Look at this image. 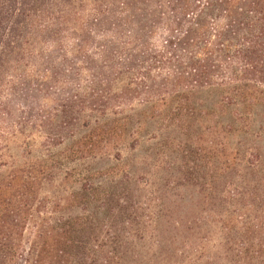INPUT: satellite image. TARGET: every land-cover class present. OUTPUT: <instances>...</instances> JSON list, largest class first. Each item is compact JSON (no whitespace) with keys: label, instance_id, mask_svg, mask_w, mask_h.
Listing matches in <instances>:
<instances>
[{"label":"trees","instance_id":"16d2710c","mask_svg":"<svg viewBox=\"0 0 264 264\" xmlns=\"http://www.w3.org/2000/svg\"><path fill=\"white\" fill-rule=\"evenodd\" d=\"M205 88L264 106V0H0V264H119L94 256L91 218L66 213L77 197L40 194L54 163L19 162L12 144L38 136L51 153L102 117L164 115Z\"/></svg>","mask_w":264,"mask_h":264},{"label":"rangeland","instance_id":"374dc122","mask_svg":"<svg viewBox=\"0 0 264 264\" xmlns=\"http://www.w3.org/2000/svg\"><path fill=\"white\" fill-rule=\"evenodd\" d=\"M158 112L102 117L51 153L38 136L11 152L54 163L40 194L78 198L66 213L91 218L98 260L264 264V106L248 113L205 88L181 110Z\"/></svg>","mask_w":264,"mask_h":264}]
</instances>
